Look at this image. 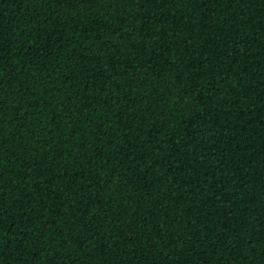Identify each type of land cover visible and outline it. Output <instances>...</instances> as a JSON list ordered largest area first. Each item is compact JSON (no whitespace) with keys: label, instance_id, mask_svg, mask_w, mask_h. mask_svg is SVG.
<instances>
[{"label":"trees","instance_id":"1","mask_svg":"<svg viewBox=\"0 0 264 264\" xmlns=\"http://www.w3.org/2000/svg\"><path fill=\"white\" fill-rule=\"evenodd\" d=\"M0 264H264V0H0Z\"/></svg>","mask_w":264,"mask_h":264}]
</instances>
